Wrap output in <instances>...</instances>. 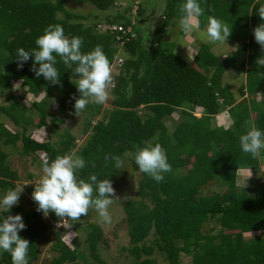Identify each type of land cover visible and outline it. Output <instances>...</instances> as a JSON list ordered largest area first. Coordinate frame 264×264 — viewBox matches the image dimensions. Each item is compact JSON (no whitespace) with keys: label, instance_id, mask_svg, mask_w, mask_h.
<instances>
[{"label":"trees","instance_id":"16d2710c","mask_svg":"<svg viewBox=\"0 0 264 264\" xmlns=\"http://www.w3.org/2000/svg\"><path fill=\"white\" fill-rule=\"evenodd\" d=\"M78 1L107 12L104 22L85 24L82 21L86 17L70 11L67 0H0V93L6 92L9 101L0 103V115L20 129L9 130L0 118L1 192L16 188L15 181L20 178L10 162L8 149H17L23 156L38 160L41 166L57 156L75 152L86 161L80 178L87 181L91 174H96L99 179H110L114 187L120 172L110 157L133 154L137 146L153 141L164 149L172 171L165 173L159 183L139 171L137 195L149 193L154 201L148 214L157 248L165 260L169 264H185V254L192 257V264H264V170L260 171L264 150L253 158L242 152L239 144L240 135L252 127L264 130V49L253 35V29L264 22L258 15L264 0H200L203 14L198 17V27L203 29L208 17H215L231 29L229 37L239 44L224 58L215 54L210 45H200L191 61L173 51H164L159 40L171 19L179 17L183 0H168L163 23L155 29L150 47L144 45L141 28L134 18L137 13L143 15V9L131 17V7L121 11V6L116 8L117 0ZM111 9L114 14L109 13ZM49 24L61 25L69 37H82V52L101 46L112 67L113 108L103 112V118L95 124L92 119L87 120V137L81 146L69 129L57 141H38L28 135L27 126L33 122L27 115L30 108L23 102L26 93L17 97L13 90V82L21 81L28 93L45 94L32 103L38 112V127L50 118L59 132L69 116L76 114L72 97L78 98L79 93L70 80L76 77L59 57L56 67L61 76L57 85L42 76L37 78L31 70V59L18 67L16 49L36 48V38ZM114 25L124 30L131 26L132 31L108 28ZM123 50L129 57L113 65ZM115 67L119 68L118 73L113 71ZM231 69L245 74V83L238 91L241 99L223 81L224 74ZM95 106L90 103L86 108L91 113L97 109ZM199 110L201 116L195 114ZM225 110L233 119L229 128L217 122L218 115ZM176 112L180 117L174 120ZM168 120L174 121L172 128ZM241 169L255 173L252 195L247 187L237 183ZM29 178L34 176L30 174ZM213 181L226 185L227 191L205 194ZM129 204L134 205L132 200ZM31 205L20 203L3 213L5 217L22 215L26 228L19 235L30 243L29 264L39 261L43 239L51 243L55 252L49 264H111L101 252L106 229L101 223L88 221L95 209L89 208L83 222L59 218L50 239L46 217L36 210L35 202ZM213 219L221 229L204 233L205 225ZM79 231L85 233L84 253L77 247ZM138 240L140 237L135 239ZM153 250L155 247L149 245L144 253L149 258ZM0 264H12L9 253H0Z\"/></svg>","mask_w":264,"mask_h":264},{"label":"clouds","instance_id":"9594fccd","mask_svg":"<svg viewBox=\"0 0 264 264\" xmlns=\"http://www.w3.org/2000/svg\"><path fill=\"white\" fill-rule=\"evenodd\" d=\"M202 14L200 0H183L176 27L180 32L187 34L198 26L195 18ZM258 15L264 20V4L259 7ZM200 35L204 42L215 46L227 43L231 29L223 21L210 16L206 30L201 31ZM253 35L261 49H264V22L253 29ZM35 44L36 48L31 50H25L23 47L16 49L18 67L22 68L24 63L31 59V70L35 76H42L52 85H57L61 76L56 67L59 57L76 77L74 80L70 78L79 93L78 98L72 97L76 115L84 111L90 103L101 105L108 100L109 90L113 87V74L110 61L101 46L82 52L83 38L65 35L63 27L59 24H49L45 27L43 34L36 38ZM122 60L116 58L113 65L121 64ZM239 144L242 152L250 154L253 158L259 157L264 150V130L252 127L240 135ZM131 155L139 171L157 183L164 180L165 173L172 171L167 155L159 143L146 141L143 147L137 146ZM110 158L117 169L124 168L123 157ZM85 167V159L75 152L57 156L51 162L45 161L42 175L39 182L34 184L31 194L37 204L36 210L42 212L45 217L54 213L57 217L71 222L87 216L89 208H93L102 222L110 223L109 208L118 198L113 183L107 177L99 179L96 174H91L87 181L80 178L79 172ZM22 192L23 186L11 188L0 195V253H9L12 264H29L30 243L19 235L20 231L26 228L22 215H3L10 212L13 206H18Z\"/></svg>","mask_w":264,"mask_h":264},{"label":"rangeland","instance_id":"374dc122","mask_svg":"<svg viewBox=\"0 0 264 264\" xmlns=\"http://www.w3.org/2000/svg\"><path fill=\"white\" fill-rule=\"evenodd\" d=\"M168 0H117V6H121L119 10L124 11L125 7H131L132 12L130 14L131 17L134 16V13L138 12L141 8L143 9V15H135L136 22L138 27L141 28L143 34V43L147 47H150L152 37L154 35L155 29L158 28L163 23L164 18V10ZM66 7L73 11L74 13L80 14L86 17L85 20H81L85 24H92L97 20H101L104 22V18L108 14L107 12L101 11L97 9L94 5L88 2H79L78 0H67ZM109 13H115L113 9L110 10ZM178 15L173 17L170 21V26L160 35L162 47L164 51L170 52L173 51L179 54L186 60H191L200 45L208 44L204 42L201 38V31L206 30V27L203 29L196 28L194 34L190 31L188 34V38L191 37L195 39L196 48L192 49L191 43L185 40L182 32L176 27L178 24ZM191 41V39H189ZM194 43V42H193ZM238 44L234 39L228 38L227 43H221L215 46H211L212 51L221 56L225 57L227 55L232 54L237 48ZM191 47V49H188ZM129 57V54H126L124 50L118 54V59L122 58L125 59ZM264 61V58H263ZM115 73L119 72V68L113 70ZM224 83H228L232 86L234 92H236L238 99H241L239 88L245 83V74H239L236 70L231 69L228 70L223 77ZM13 90L18 97L20 94H25L24 96V103L27 107L30 108V111L27 112V115L33 122L32 124H28L27 126V134L30 135L32 138L38 141H46L50 139L51 141H57L60 139V134L64 132V130L69 129L71 133L77 138L78 146H81L85 140L87 135L84 133V128L86 126V122L88 119H92V124L98 122L101 118H103V112L110 111L113 108L112 100L114 98L111 89L109 90V98L108 100L101 105L96 104V110L93 112H89L86 108L84 111L78 113L77 115H70L69 119L61 125L60 131H56L54 125L51 122L50 118H46L45 125L38 127L36 125L38 121V112L33 109L32 103L34 101L41 100L45 94L42 93L39 96H35L31 93L27 92V87H24L21 81L13 82ZM258 100L261 99V96H257ZM0 103L8 104L9 101L7 100V93H0ZM56 107V103L54 104ZM101 113L98 112L99 109ZM94 113V114H93ZM198 116H201V111L197 112ZM227 118L230 122L228 126L231 127L233 124V119L226 113ZM180 113L176 112L173 115L174 120L179 119ZM2 120H5L6 127L11 131H16L19 128H16L14 124L9 120L5 119L4 116L0 115ZM217 122H219V118L217 117ZM170 128L173 127L174 121L168 120L167 121ZM220 125V124H219ZM20 130V129H19ZM10 154V162L14 169L19 171L20 178L15 181L16 188L23 186V192L20 195L19 203L24 204L26 207H31L32 203L34 202L32 199V192L31 189L35 187L34 184L39 182V178L42 175V166L40 165L39 161L33 160L32 157H26L19 153V151L15 148L8 149ZM129 155L123 156L125 160L124 168L119 169L120 176L116 178L114 189L116 192V196L118 197L114 203L110 206L109 212L111 215V222L104 223L100 220L96 211L91 213L88 217V221H96L101 223L107 231V238L102 244V256L106 259L107 262L111 264H169L167 260L160 254V251L157 248L156 244V236L155 231L151 224V216H149L151 208L154 205V201L151 200V196L145 194L144 196L137 195L138 191V182L140 181V172L136 167L133 159L132 153L128 152ZM40 159H42V153L38 154ZM264 159V158H263ZM261 170H264V161L261 162ZM260 171H257V174H260ZM32 174L34 178L30 179L29 175ZM254 176L255 173L248 170H241L239 172V176L237 179V183L240 187H247L248 192L252 195L254 192ZM30 188V190L28 189ZM0 189V195H3ZM227 191V186L221 184L217 181L211 182L208 185L207 190L204 192L205 194H212L214 192H224ZM133 201L134 205H130L129 202ZM133 207L135 210H133ZM129 215V219L127 220ZM87 216H82L80 218V222L85 221ZM126 219V220H125ZM47 234L50 239H52V232L57 229L59 224V217H57L54 213H50L47 217ZM63 220V219H62ZM129 221H133L129 223ZM213 229V230H212ZM221 229V225L217 223L215 219L211 222L207 223L204 227V233L211 234L216 233ZM74 232V233H73ZM73 234H76L73 231ZM79 245L77 246L78 249L84 253L86 252V244L84 241L85 233L79 231ZM264 236V233L262 234ZM137 237H140L138 242L135 241ZM143 237V238H142ZM42 247V253L39 261L35 264H49L52 257L55 255V252L51 250V243H47L44 239L40 243ZM152 245L155 247L148 256L145 254L147 251V246ZM135 247H138L135 249ZM145 251V253H144ZM159 251V252H158ZM152 258V261L149 263V259ZM156 260H155V259ZM182 259L185 264H192V257L189 255L182 254Z\"/></svg>","mask_w":264,"mask_h":264},{"label":"crops","instance_id":"0c3cea01","mask_svg":"<svg viewBox=\"0 0 264 264\" xmlns=\"http://www.w3.org/2000/svg\"><path fill=\"white\" fill-rule=\"evenodd\" d=\"M195 23L198 25V18H195ZM196 28H198V29H201V28H199L198 26L197 27H194V29L191 31L192 32V34H194V31H196L195 29ZM205 28V27H204ZM183 34H185V33H183ZM188 34H190V32L189 33H187V34H185V36H184V38H185V40L186 41H188L189 43H191V45H192V49L194 48V45H195V48H196V42H195V39H192V35H191V37H187L188 36ZM189 39H191V41H189ZM194 42V43H193ZM188 49H191V47H189ZM197 52V51H196ZM196 56V53H195V55H194V57ZM193 57V58H194ZM183 58V57H182ZM192 58V59H193ZM191 59V60H192ZM186 60V59H185ZM190 60V61H191ZM187 61H189V60H187ZM226 113H228L229 114V112L228 111H224V112H222V113H220L219 115H218V118H219V124H221V125H223V126H225L226 128H228V126L227 125H229L230 124V122H229V120H228V118H227V115H226ZM230 116V115H229ZM229 123V124H228ZM241 170H246V171H248V170H250V169H241ZM240 170V171H241ZM239 171V172H240ZM251 171V170H250Z\"/></svg>","mask_w":264,"mask_h":264},{"label":"built area","instance_id":"2783aa9c","mask_svg":"<svg viewBox=\"0 0 264 264\" xmlns=\"http://www.w3.org/2000/svg\"><path fill=\"white\" fill-rule=\"evenodd\" d=\"M108 28L111 29L112 31H115L116 29H119V30H122L125 33H129V32L132 31V27L131 26H129L126 30H124V28L122 26H116V25L110 26ZM118 38H120V37L118 36Z\"/></svg>","mask_w":264,"mask_h":264}]
</instances>
